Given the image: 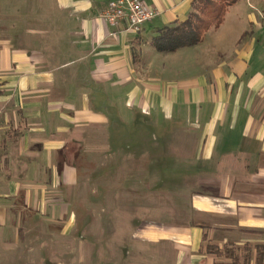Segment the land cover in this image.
Here are the masks:
<instances>
[{"label": "crops", "instance_id": "0c3cea01", "mask_svg": "<svg viewBox=\"0 0 264 264\" xmlns=\"http://www.w3.org/2000/svg\"><path fill=\"white\" fill-rule=\"evenodd\" d=\"M146 2L158 14L137 33L99 18L107 0L27 7L23 26L0 33V232L24 211L65 216L82 153L142 141L115 139L114 122L145 125L153 143L175 144L182 161L170 175L184 177L179 200L144 230L156 264H264V0H238L198 44L174 52L151 39L184 21L192 0Z\"/></svg>", "mask_w": 264, "mask_h": 264}, {"label": "rangeland", "instance_id": "374dc122", "mask_svg": "<svg viewBox=\"0 0 264 264\" xmlns=\"http://www.w3.org/2000/svg\"><path fill=\"white\" fill-rule=\"evenodd\" d=\"M55 5V0H0V33H8L10 23L23 26L29 19L25 8L36 12ZM165 132L156 128V136ZM111 133L117 140L137 133L142 141L130 140L126 150L121 143L112 149L103 144L93 159L84 151L67 214L24 211L13 228L0 232V264H156V242L144 230L156 226L161 205L179 200L184 177L174 178L169 167L182 160L172 159L175 144L152 142L149 126L123 129L114 122Z\"/></svg>", "mask_w": 264, "mask_h": 264}, {"label": "trees", "instance_id": "16d2710c", "mask_svg": "<svg viewBox=\"0 0 264 264\" xmlns=\"http://www.w3.org/2000/svg\"><path fill=\"white\" fill-rule=\"evenodd\" d=\"M238 0H192L191 10L184 21L157 30L151 44L157 52H174L184 47L198 44L205 33L218 27L224 18L228 7ZM259 250V249H257ZM206 252L215 256H228L231 251L228 247L222 249L207 246ZM260 253H257L259 262Z\"/></svg>", "mask_w": 264, "mask_h": 264}, {"label": "built area", "instance_id": "2783aa9c", "mask_svg": "<svg viewBox=\"0 0 264 264\" xmlns=\"http://www.w3.org/2000/svg\"><path fill=\"white\" fill-rule=\"evenodd\" d=\"M158 14L146 0H107L99 18L108 24L123 23L125 31L139 32Z\"/></svg>", "mask_w": 264, "mask_h": 264}]
</instances>
